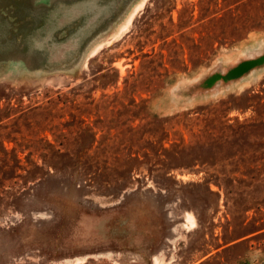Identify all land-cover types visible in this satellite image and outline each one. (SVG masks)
<instances>
[{"label":"rangeland","instance_id":"374dc122","mask_svg":"<svg viewBox=\"0 0 264 264\" xmlns=\"http://www.w3.org/2000/svg\"><path fill=\"white\" fill-rule=\"evenodd\" d=\"M0 264H264V0H0Z\"/></svg>","mask_w":264,"mask_h":264},{"label":"bare ground","instance_id":"6f19581e","mask_svg":"<svg viewBox=\"0 0 264 264\" xmlns=\"http://www.w3.org/2000/svg\"><path fill=\"white\" fill-rule=\"evenodd\" d=\"M140 1H141V0H140ZM138 4H139V3H138ZM132 7H133V6H132ZM128 15H129V14H128ZM131 15H132V13H131ZM129 17H130V16H129ZM129 17H128V18H129ZM125 21H126V20H125ZM125 21H124V22H125ZM124 22H123V23H124ZM119 26H120V25H119ZM187 219L189 220V222H192V221H193V218H192L191 216L187 217Z\"/></svg>","mask_w":264,"mask_h":264}]
</instances>
